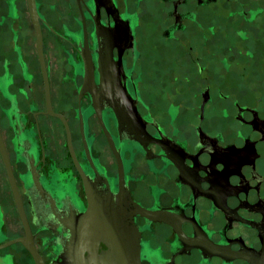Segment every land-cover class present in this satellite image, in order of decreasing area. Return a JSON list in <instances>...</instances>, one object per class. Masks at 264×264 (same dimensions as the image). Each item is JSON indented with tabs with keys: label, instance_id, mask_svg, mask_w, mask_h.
<instances>
[{
	"label": "flooded vegetation",
	"instance_id": "flooded-vegetation-1",
	"mask_svg": "<svg viewBox=\"0 0 264 264\" xmlns=\"http://www.w3.org/2000/svg\"><path fill=\"white\" fill-rule=\"evenodd\" d=\"M34 2L0 0V264H65L88 190L141 264H264V0Z\"/></svg>",
	"mask_w": 264,
	"mask_h": 264
},
{
	"label": "water",
	"instance_id": "water-1",
	"mask_svg": "<svg viewBox=\"0 0 264 264\" xmlns=\"http://www.w3.org/2000/svg\"><path fill=\"white\" fill-rule=\"evenodd\" d=\"M34 0H31L33 18L38 26V14L35 9ZM87 62L88 83L92 86V92L95 94L94 72L91 55L84 54ZM106 91L110 94V91ZM122 118V117H121ZM15 188V187H14ZM90 207L86 214L73 216L67 223L72 231V238L64 246L63 259L65 264H141L139 233L125 221L124 209L117 210L113 204H101L98 198L88 190ZM18 197V196H17ZM18 199V198H17ZM20 209L22 206L18 200ZM143 215L153 216L155 219H161L163 213L150 212L144 209H138ZM24 218V217H23ZM25 220V218H24ZM104 234L110 239L111 251L98 252V241ZM25 242V241H23ZM27 245L31 251L36 264H44L41 256L32 246ZM89 247V257L85 256V250Z\"/></svg>",
	"mask_w": 264,
	"mask_h": 264
}]
</instances>
